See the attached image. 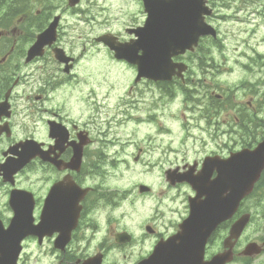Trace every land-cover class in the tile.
<instances>
[{"label":"flooded vegetation","instance_id":"flooded-vegetation-1","mask_svg":"<svg viewBox=\"0 0 264 264\" xmlns=\"http://www.w3.org/2000/svg\"><path fill=\"white\" fill-rule=\"evenodd\" d=\"M64 3L63 8L49 5L41 8L28 6L29 10L22 13L15 10V18L0 25V167L6 160L13 161L25 143L27 148L32 146L35 152L41 153V157H32L15 173L12 183L4 182L0 169V264H107L106 256L115 245L119 248L129 247L136 241V236L127 230L114 231L112 241L108 239L111 234L110 220L97 215L96 205L101 199L107 205H113L112 198L95 196V188L84 185L87 177L97 179L102 169L109 164L103 151L108 145L106 137L109 122L116 115H124L128 119L134 117L139 121L144 119V97L140 92L145 85L158 87L167 98H171L173 92L180 88L186 102L193 94L200 92L202 94L199 97L207 98L210 110L220 109L219 105H222L220 95L208 87L194 84L193 68L197 66L202 71V60L207 55L196 51L172 57L170 68L176 74L170 81L142 79L134 83L136 67L125 60L116 61L128 68L127 82L131 80V84L125 93L118 96L115 105L99 104L101 95L97 93L96 58L91 55L90 59L87 57L92 46L102 45L95 39L109 32L82 43L78 54L73 49H67L60 41L65 19L63 16L65 11L80 15L81 4L69 7L67 0ZM54 18L59 19L56 42L45 47L41 56L26 61L27 51L37 35ZM116 38L124 43L131 37ZM55 48L64 51V61L55 58ZM109 54L113 58V53ZM178 63L186 66L182 76L178 72L183 67L177 66ZM88 66L89 69H86ZM82 74L90 75L89 85L82 84ZM103 97L108 99L111 96ZM210 98L215 101L211 103ZM156 101H160V98ZM240 110L246 114L242 125L247 134L250 125L248 114L256 117V112L251 103ZM252 127L254 142L264 137V127L261 133L257 124ZM99 157L101 163L98 162ZM39 172L41 175L36 179ZM86 187L89 191L82 197V189ZM13 190L28 193L18 205L10 203ZM246 202L241 204L239 216L244 213ZM43 210L45 213H42ZM15 211H24L20 215L29 214L33 226L39 225L42 217L67 222L62 223L64 229L61 232L57 223H48L43 235L31 233L19 242L18 228H9ZM177 232L178 225L169 233H159L153 226L145 225L143 234L154 239L153 250L158 242L167 241ZM222 232L223 243L228 232L226 229ZM121 233L129 236V243L121 244L117 238ZM243 236L238 239L233 249V260L229 264H251L264 254L263 250L259 255L240 256L248 243L264 244V241L253 239L242 246ZM212 240L208 245L210 251L207 260L222 251L221 243L217 250L211 252L214 244ZM140 259L132 264H138Z\"/></svg>","mask_w":264,"mask_h":264},{"label":"rangeland","instance_id":"rangeland-1","mask_svg":"<svg viewBox=\"0 0 264 264\" xmlns=\"http://www.w3.org/2000/svg\"><path fill=\"white\" fill-rule=\"evenodd\" d=\"M30 2L34 8L49 5L63 8L65 5L64 0ZM209 3L214 11L210 24L216 28L218 38L202 40L198 52L207 55L202 60V71L197 66L193 68V79L195 85L208 87L221 96L220 109L210 110L207 98L199 97L200 92L186 102L179 90L169 99L158 87L145 85L140 92L144 97V119L116 115L109 122L108 145L103 150L109 164L97 179L86 178L84 185L94 187L95 196L112 198L113 205H107L103 199L96 205L97 215L110 220L108 239L112 241L113 232L120 230L136 236L132 246L115 245L106 256L107 264H132L152 250L154 239L144 236L145 225L153 226L159 233H169L187 216V198L191 191L186 186L171 189L164 180L166 169L201 161L206 155L225 157L253 142L243 135V121L238 113L248 103L252 104L258 124L263 128L264 0H209ZM80 11V15L65 11L60 39L76 54L81 44L92 37L110 32L123 39L127 25L140 26L145 19L140 0H82ZM90 55L97 62L99 104L115 105L118 96L131 84V80L127 82L129 70L117 64L101 46H92L88 59ZM82 78V84H90L89 74H82ZM106 95L111 97L104 99ZM157 98L160 101H156ZM99 119L98 116L97 121ZM248 126L253 129L252 125ZM101 161L99 157L98 162ZM40 175L41 172L36 179ZM141 184L151 188L150 196L136 193ZM244 210L250 212L253 219L243 234L241 245L253 239L264 241V188L246 202ZM223 234H217L211 252L221 246ZM251 264H264V254Z\"/></svg>","mask_w":264,"mask_h":264},{"label":"water","instance_id":"water-1","mask_svg":"<svg viewBox=\"0 0 264 264\" xmlns=\"http://www.w3.org/2000/svg\"><path fill=\"white\" fill-rule=\"evenodd\" d=\"M70 5H75L78 0H68ZM147 13L144 27L137 33V41L128 48V45H118L116 51L122 54H130L131 62H135L133 54L142 49L144 56L137 61L140 74L149 78L159 79L166 63V56L176 55L185 50H191L197 45L198 38L210 34L213 31L203 23V17L209 15L206 8V0H165L153 2L143 0ZM152 4V9L149 8ZM56 21V20H55ZM55 40L54 28H48L38 36L36 43L29 49L26 61L35 56L42 55L45 45L50 46ZM55 57L63 61L62 51L53 50ZM32 146L22 152L15 163L7 162L1 169L3 176L9 179L13 173L25 165L32 157L40 155ZM220 177L214 187H208L207 177L214 169L222 167ZM203 167L206 169L197 177L188 179V183L196 191L200 201L191 205V212L181 226L182 233L170 239L155 249L150 256L148 264H225L231 256L226 258L218 255L211 263L204 262V246L211 235L213 228L226 218H231L235 213L238 203L248 195L254 184L259 180L264 170V139L255 149H244L230 154L226 161L216 162L208 160ZM169 175V173H168ZM169 178V176H168ZM170 179V178H169ZM173 182L172 179H170ZM140 188V192L146 191ZM16 194L12 201L15 203ZM204 197V199H201ZM23 213V212H16ZM248 215L242 216L231 227L229 237L225 241V247L229 251L235 245L248 222ZM57 223L55 220H45L44 223ZM13 228L22 231V237L28 235L30 229L28 218H15ZM40 229L45 230L43 225ZM20 238V239H21ZM233 240V241H232ZM261 251L260 247L250 244L241 255H254Z\"/></svg>","mask_w":264,"mask_h":264},{"label":"trees","instance_id":"trees-1","mask_svg":"<svg viewBox=\"0 0 264 264\" xmlns=\"http://www.w3.org/2000/svg\"><path fill=\"white\" fill-rule=\"evenodd\" d=\"M17 5H20L19 0H0V8L1 9H5V11L3 12L4 16L1 15V17H0V25L3 22L11 21V20H13L15 18L16 14L14 12L15 9H13V8H15V6H17ZM20 11H22V10H20ZM243 135H245V134H243ZM248 136H250V134H248ZM261 180L262 181H260L261 184L258 187V189L264 188V176H263V178Z\"/></svg>","mask_w":264,"mask_h":264},{"label":"bare ground","instance_id":"bare-ground-1","mask_svg":"<svg viewBox=\"0 0 264 264\" xmlns=\"http://www.w3.org/2000/svg\"><path fill=\"white\" fill-rule=\"evenodd\" d=\"M8 6V5H7ZM9 9V8H8ZM14 9V8H13ZM21 12V11H20ZM22 13V12H21ZM4 16V15H3ZM5 18V17H4ZM8 19V18H7ZM4 24V23H3Z\"/></svg>","mask_w":264,"mask_h":264}]
</instances>
